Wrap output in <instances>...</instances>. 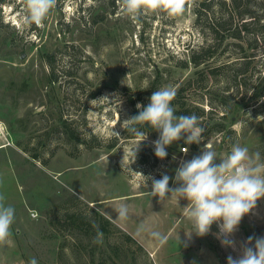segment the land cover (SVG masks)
Listing matches in <instances>:
<instances>
[{"label":"rangeland","instance_id":"rangeland-1","mask_svg":"<svg viewBox=\"0 0 264 264\" xmlns=\"http://www.w3.org/2000/svg\"><path fill=\"white\" fill-rule=\"evenodd\" d=\"M198 3L186 0L185 11L176 16L148 11L137 22L123 13L120 0H57L42 26H26L23 0H0V193L16 210L9 242L0 245V264H28L33 257L38 264H227L229 255H237L221 245L215 224L209 234L188 238L193 230L186 217L188 201L173 196L160 202L147 194L151 178L160 179L162 173L172 177L169 185L175 187L180 162L199 155L205 145L218 159L239 143L258 151L264 160V96L251 94L264 65V29L254 28L255 42V34L249 32L253 25H248L243 40L226 37L213 57L195 66L191 51L211 40L208 31L197 26ZM214 9L219 18V7ZM223 12L220 18H233L232 29L226 24L232 31L237 21L251 14L264 19V0H241L239 7L231 4ZM257 45L260 48L252 52ZM252 53L248 78L238 80L239 93L223 99V92L237 89L235 62L253 58ZM199 69L206 70L201 84L216 91L211 95L215 103H204L212 118L199 121L223 122L225 129L203 136L197 149L184 139L176 141L163 160L154 154L152 141L159 132L153 130L134 159L140 138L126 137L121 127L133 116L132 101L136 106L148 104L153 91L169 85L178 90ZM53 75L57 80L51 82ZM202 93L207 90L194 84L182 99L192 101ZM62 121L69 124L67 130ZM203 125L208 131L206 122ZM70 128L88 143L97 137L93 143L104 145L77 144L69 137ZM112 129L120 136H113ZM113 141V148L105 146ZM35 153L48 163L34 159ZM73 196L82 203L72 202ZM122 203L129 208L126 221L116 219L115 210ZM89 207L133 236L143 249L113 227L98 244L90 224L62 222L65 212L79 210L90 216ZM140 225L144 231H138ZM151 231L167 236V242L159 244ZM250 236H264V199L243 218L233 238L239 244Z\"/></svg>","mask_w":264,"mask_h":264},{"label":"clouds","instance_id":"clouds-1","mask_svg":"<svg viewBox=\"0 0 264 264\" xmlns=\"http://www.w3.org/2000/svg\"><path fill=\"white\" fill-rule=\"evenodd\" d=\"M23 2L22 21L26 26H42L57 5V0ZM120 4L123 13L138 22L148 11L164 10L171 16L180 15L185 11L186 0H120ZM176 95L177 89L171 85L153 91L147 106L137 104L138 114L121 124L128 134L140 138L133 152L134 159L140 143L148 139V135L141 130L143 126L159 132L152 146L160 160L167 157V147L176 141L184 139L187 144L202 142L204 129L199 117L195 114L176 115L172 104ZM112 134L120 136L113 129ZM151 179V191L147 192L149 196L158 197L160 202L173 196L177 201H188L186 217L193 229L187 235L189 239L193 233L200 237L209 234L215 224L219 229L215 235L221 245L237 252L235 257H227V264H264V236H250L239 244L233 238L243 218L256 209L258 201L264 199V160L258 151L250 152L248 147L236 143L226 157L218 159L217 153L205 145L199 155L180 162L175 171V187H170L172 177L166 173H162L160 179ZM115 211L116 219L126 221L129 218L126 204L122 203ZM15 219L14 206L6 205L5 196L0 193V245L9 242ZM138 231H144L143 225ZM149 235L161 245L167 242V236L159 231H151ZM95 242L103 243V232L99 229ZM28 264L38 262L33 257Z\"/></svg>","mask_w":264,"mask_h":264},{"label":"trees","instance_id":"trees-1","mask_svg":"<svg viewBox=\"0 0 264 264\" xmlns=\"http://www.w3.org/2000/svg\"><path fill=\"white\" fill-rule=\"evenodd\" d=\"M111 1H114V0H111ZM240 2H241V0H230V2H228V0H199L198 6L196 8L197 26L201 31L207 30L211 40H210V43H208L206 45H202L199 48L193 49L191 51V61L193 62V64L195 66H199L200 64L206 62L211 57H213L214 54L217 52L218 47L222 45V43L226 39V37L230 36V37H233L237 40H243L244 36H243L242 32L248 30V25L249 26L253 25V27H250L251 30L249 29V32L252 35L255 34L254 33L255 27L262 26V28L264 29V19L261 16L260 17L254 16L253 14L249 15L250 19H248V20H244V19L239 20V22L241 24H239V22L237 21L236 24L234 25V27H235L234 30L230 31V29H227L226 26L228 24H230L229 28L232 29V25H233L232 16L228 14V18H226V19H222V18H220V16L225 14V12H223V11L227 10V7H230L231 4L233 5V7H234V5L236 7H239ZM216 6H218L219 10H220L221 15L219 16V18H217V16L215 15L214 7H216ZM210 13H213V16H209ZM242 18H244V17H242ZM254 36H253L254 37L253 40L255 42H257L258 37H256V34ZM259 48L260 47L258 45L254 46L252 48V52H256V50H258ZM252 54H253L252 55L253 58H245V59H241V60L238 59L235 62L237 67L233 71V73H234L233 74V80H234L235 87L237 89L235 90V93L223 92V95H222L223 99L230 100L231 99L230 97L239 93L238 87L241 86L242 82H238V80H246V78H248L247 73L250 71L251 63H252L253 59L255 58V54L254 53H252ZM219 67H221V66H219ZM209 70H210V72L215 71L214 68L209 69ZM205 72H206V70L199 69L198 71H196V73H197L196 77H194L193 79H189L185 84L181 85L179 87V89L177 90V95H176L174 101L172 102L177 116L189 115V113L191 111L196 110V111H200V113L197 112V114H196L199 117V120L203 116L206 118H209V120L212 118L211 116L208 115V112L210 110H208V111L205 110L204 103L212 106L215 102H214V100H212L211 95H213L216 91H214V90L211 91L210 89H207L208 88V87H206L207 85L201 84L200 80H201V78L203 80V78L205 77ZM258 73H259V75L257 76V81H259L260 83H258L256 88H254L252 93H251L252 97H254V98H261L264 96V80H262V79H264V65L258 71ZM56 80H57L56 76H54V75L51 76V78H50L51 82H54ZM194 84L199 89H202V90L206 89L207 93L206 94L205 93L200 94L199 95L200 97H195L194 99H192V101H188L187 99H182V93L188 87L189 88L193 87ZM217 95H218V93H217ZM132 104L134 106L132 113H133V115H137L138 109H137V106L135 105V101H132ZM142 105L147 106V102H143ZM224 112H226V111H224ZM225 116H226V114H223L221 118L224 119V118H226ZM204 120H206V119H204ZM203 122H206V126L210 127V128H208V131H206V132L204 131V133H203V136L205 138L210 137V135L215 131H223L225 129V124L223 122L214 123L213 125H210L209 121H203ZM203 122L199 121L200 125L204 129L205 126L203 125ZM62 124H63L64 128L67 130L69 127V124L66 123L65 121H62ZM66 130H64L65 133H67ZM141 130L144 131L146 134L153 131V129H151L148 126H143ZM69 137L71 139H73L77 144H79V143L85 144L86 148H92L94 146L104 145L101 141H98L97 143H93L94 140H97V137H93V139H91V142L88 143L86 141V139L81 138L71 128L69 129ZM126 137L133 138L134 136H131L130 134L126 133ZM115 145H116V142L113 141L112 143L105 145V146L108 148H113ZM188 146L191 149H197V147H198V145L195 143L188 144ZM31 155L34 159L41 161L43 164L48 163V160L47 159H41V157L38 153L31 154ZM71 200H72V202H75V203H82L81 199H79V197H77V196H73ZM89 210L91 212L90 216L85 214L84 212H80L79 210L72 212V213L65 212L63 217H62V222L63 223L71 222L72 224H75L76 226H80L83 224L87 226V223H88V224H90V227L94 228L96 231L99 229V231L103 232L104 235L105 234L107 235L111 230L110 227H113L122 233V236H123V238L126 239V241L136 244L140 250L143 249V247L136 241V239L133 236L124 232L122 229H120L118 226H116L109 218L105 217L101 212H99L98 210H95L93 208H90V207H89ZM53 212H54L53 217L54 216L56 217L55 211H53ZM56 219H57V221H61L60 217L59 218L56 217ZM97 226H98V229H97Z\"/></svg>","mask_w":264,"mask_h":264}]
</instances>
